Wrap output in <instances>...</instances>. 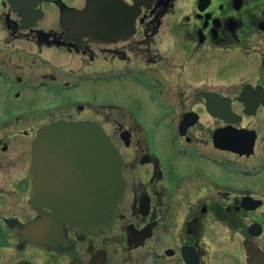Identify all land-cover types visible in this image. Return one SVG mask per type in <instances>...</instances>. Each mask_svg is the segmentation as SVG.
I'll list each match as a JSON object with an SVG mask.
<instances>
[{"label": "flooded vegetation", "instance_id": "af4514ba", "mask_svg": "<svg viewBox=\"0 0 264 264\" xmlns=\"http://www.w3.org/2000/svg\"><path fill=\"white\" fill-rule=\"evenodd\" d=\"M124 1L127 34L118 3L96 31L88 0H0V264H264V0ZM60 120L121 154L104 230H49L32 203L34 142Z\"/></svg>", "mask_w": 264, "mask_h": 264}, {"label": "water", "instance_id": "95a60500", "mask_svg": "<svg viewBox=\"0 0 264 264\" xmlns=\"http://www.w3.org/2000/svg\"><path fill=\"white\" fill-rule=\"evenodd\" d=\"M116 3L122 5V31L131 32L136 10L124 0H88L86 9L78 11L82 28H111ZM120 158L104 131L94 123L61 120L43 127L33 145L30 174L33 204L56 211L44 220L48 229L57 222L90 231L109 227L115 206L124 194Z\"/></svg>", "mask_w": 264, "mask_h": 264}]
</instances>
